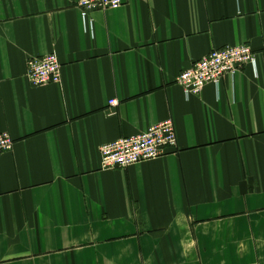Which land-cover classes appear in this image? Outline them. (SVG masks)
I'll use <instances>...</instances> for the list:
<instances>
[{"label":"crops","instance_id":"obj_1","mask_svg":"<svg viewBox=\"0 0 264 264\" xmlns=\"http://www.w3.org/2000/svg\"><path fill=\"white\" fill-rule=\"evenodd\" d=\"M76 4L0 0V264H264V0ZM227 46L256 65L188 98L177 78ZM48 54L62 82L35 87ZM167 120L176 150L102 169Z\"/></svg>","mask_w":264,"mask_h":264},{"label":"built area","instance_id":"obj_2","mask_svg":"<svg viewBox=\"0 0 264 264\" xmlns=\"http://www.w3.org/2000/svg\"><path fill=\"white\" fill-rule=\"evenodd\" d=\"M126 0H77V8L86 17L97 11L116 10L124 6ZM256 65V55L248 46L215 49L191 70L177 78L189 98L198 96L208 85L219 86L226 76H235L243 66ZM27 77L35 87H43L62 82V65L56 54L31 58L27 63ZM116 107L117 101H111ZM178 147V137L174 122L164 121L152 126L146 132L123 138L101 147V167L116 170L158 160ZM14 140L9 134H0V155L11 152Z\"/></svg>","mask_w":264,"mask_h":264}]
</instances>
